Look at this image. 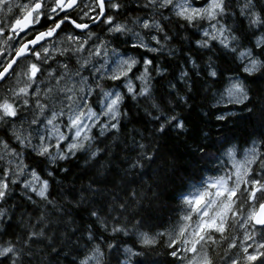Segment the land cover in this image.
Here are the masks:
<instances>
[{
	"label": "snow or ice",
	"instance_id": "snow-or-ice-1",
	"mask_svg": "<svg viewBox=\"0 0 264 264\" xmlns=\"http://www.w3.org/2000/svg\"><path fill=\"white\" fill-rule=\"evenodd\" d=\"M0 264H264V0H0Z\"/></svg>",
	"mask_w": 264,
	"mask_h": 264
},
{
	"label": "trees",
	"instance_id": "trees-1",
	"mask_svg": "<svg viewBox=\"0 0 264 264\" xmlns=\"http://www.w3.org/2000/svg\"><path fill=\"white\" fill-rule=\"evenodd\" d=\"M197 104L202 103V98L198 99L196 101ZM86 182V180H85ZM174 218V213L172 212H166V213H161L160 214V218L157 220L158 224H164V225H168L170 221H172Z\"/></svg>",
	"mask_w": 264,
	"mask_h": 264
},
{
	"label": "flooded vegetation",
	"instance_id": "flooded-vegetation-1",
	"mask_svg": "<svg viewBox=\"0 0 264 264\" xmlns=\"http://www.w3.org/2000/svg\"><path fill=\"white\" fill-rule=\"evenodd\" d=\"M85 1H87V0H85Z\"/></svg>",
	"mask_w": 264,
	"mask_h": 264
},
{
	"label": "rangeland",
	"instance_id": "rangeland-1",
	"mask_svg": "<svg viewBox=\"0 0 264 264\" xmlns=\"http://www.w3.org/2000/svg\"><path fill=\"white\" fill-rule=\"evenodd\" d=\"M85 2H87V1H85Z\"/></svg>",
	"mask_w": 264,
	"mask_h": 264
}]
</instances>
